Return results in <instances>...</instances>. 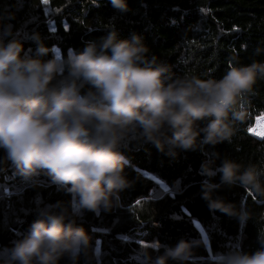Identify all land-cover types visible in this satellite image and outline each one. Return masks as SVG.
<instances>
[{"label": "clouds", "instance_id": "obj_1", "mask_svg": "<svg viewBox=\"0 0 264 264\" xmlns=\"http://www.w3.org/2000/svg\"><path fill=\"white\" fill-rule=\"evenodd\" d=\"M111 3L128 11L126 0ZM34 40L35 52L26 53L11 26L0 33V149L5 153L0 165L13 166L25 182L45 175L71 199L42 208L3 264H59L65 257L78 264L81 256L95 257L99 264L98 249H92L77 220L85 212L99 215L120 206V193L133 185L122 149L152 143L161 151L167 145L175 154L231 143L235 125L245 120L246 97L257 79H264V63L236 66L235 59L219 80L177 76L170 64L150 55L139 36L118 40L114 28L66 59H42L50 49L38 35ZM206 118L207 126L199 128L197 122ZM218 173L220 183H213ZM202 175L209 209L241 224L251 218L246 207L238 209L212 194L222 186H239L264 198V167L226 158L219 168L202 166ZM258 239L261 248L254 253L234 247L214 264H264V237ZM200 246L184 239L172 247L155 242L140 248V255L143 264L152 253L157 254L154 264H191Z\"/></svg>", "mask_w": 264, "mask_h": 264}, {"label": "trees", "instance_id": "obj_2", "mask_svg": "<svg viewBox=\"0 0 264 264\" xmlns=\"http://www.w3.org/2000/svg\"><path fill=\"white\" fill-rule=\"evenodd\" d=\"M128 11L113 8L111 0H0V33L4 27L21 40L26 53H34L39 36L50 49L44 60L66 59L82 52L89 41L100 42L114 28L118 40L139 36L150 55L170 64L177 76L202 80L223 77L236 66L264 63V0H126ZM261 54H256V49ZM87 86L82 90V95ZM245 120L235 125L231 143L205 145L194 151L159 150L154 144L130 143L122 149L132 187L120 193V206L99 215L85 212L77 225L98 249L99 264H143L140 248L155 242L175 246L181 239L200 241L191 264H214L215 258L239 247L251 254L264 237V198L239 186H222L213 198L239 207L251 218L211 211L202 198V166L219 168L224 159L242 166L264 167V79H257L246 97ZM204 128L209 119L198 121ZM255 130V131H253ZM171 135V133H169ZM203 134L198 139H202ZM5 155L0 149V158ZM0 264L17 241L25 238L39 211L47 205L70 201L45 175L25 182L10 164L0 165ZM220 174L212 178L220 183ZM38 184V185H34ZM161 250V254H162ZM156 253L148 264H154ZM91 256V253H90ZM59 264H71L63 258ZM78 264H97L81 256ZM168 264H174L169 261Z\"/></svg>", "mask_w": 264, "mask_h": 264}, {"label": "snow or ice", "instance_id": "obj_3", "mask_svg": "<svg viewBox=\"0 0 264 264\" xmlns=\"http://www.w3.org/2000/svg\"><path fill=\"white\" fill-rule=\"evenodd\" d=\"M44 2L47 3V0H44ZM253 131H255V130H253ZM260 134H261L262 136H264V125H262V131H261Z\"/></svg>", "mask_w": 264, "mask_h": 264}]
</instances>
